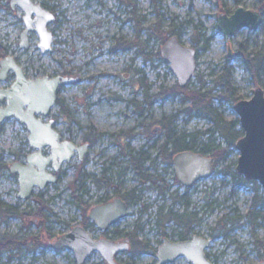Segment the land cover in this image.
<instances>
[{
    "label": "rangeland",
    "instance_id": "374dc122",
    "mask_svg": "<svg viewBox=\"0 0 264 264\" xmlns=\"http://www.w3.org/2000/svg\"><path fill=\"white\" fill-rule=\"evenodd\" d=\"M9 1L0 0V60L6 55L15 57L27 78L61 72L78 77L77 82L61 86L57 94L60 103L52 107L50 116L62 137L78 145L87 140L90 145L82 160L75 156L65 162L54 185L20 200L16 197L19 186L8 167L30 151L28 132L13 118L0 124V164L5 165H0V199L24 215L0 213V235L17 242L11 249L0 248V264H76L70 249L56 250L51 244L82 222L93 200L101 194L90 182L91 174L98 179L101 169L112 166L108 194L138 188L139 179L128 158L138 152L150 159L157 154L156 146L164 137L159 120L170 115L177 116L173 125L178 133H196V146L207 142L221 145L215 155L217 164L209 177L186 189L164 155L157 158L149 173L164 179L169 188L160 194L155 187L142 186L140 201L131 203L128 215L111 227L120 231L115 240L129 238L128 249L117 254L116 259L122 264L157 263L154 249L161 239L167 236L176 241L179 232V227L170 221L160 228L156 216L161 209L196 214L197 223L190 235L211 239L206 252L212 263L263 262L264 246H257L256 241L264 240V219L252 227L244 218L253 199L252 186L230 175L235 171L237 149L230 147L226 151L222 138L205 133L211 124L191 110L181 95H174V84H178L169 64L155 58V54L161 39L173 28L180 31L179 38L188 47L199 49L205 39H210L205 48L198 50L196 73L188 89L198 88L201 81L204 89L211 88L223 68L229 69L233 87L229 99L214 98L212 102L225 120L238 118L233 110L237 100L250 98L256 85L264 90V73L256 77L244 65V54L264 50V0H33L56 13L55 21L49 25L54 34L53 48L46 54L37 51L35 34H29L32 46L28 51L17 45L24 27L23 13L17 7L12 9ZM241 6L261 11V24L257 30L243 28L235 32L226 43L217 30L216 15L230 14ZM14 80L9 73L6 81H0V88H8ZM219 89L215 87V94H222ZM236 128L240 129V125ZM206 156L215 158L213 154ZM221 170L230 173L226 175ZM80 173L84 174L86 192L79 187ZM170 194L178 197L177 201H172ZM78 196L87 204L84 215ZM142 207L145 210L141 212ZM237 216L240 222H232ZM91 234L95 238L103 236L95 229ZM144 244L148 245L146 250ZM84 264L107 263L92 253ZM169 264L187 263L178 258Z\"/></svg>",
    "mask_w": 264,
    "mask_h": 264
},
{
    "label": "water",
    "instance_id": "95a60500",
    "mask_svg": "<svg viewBox=\"0 0 264 264\" xmlns=\"http://www.w3.org/2000/svg\"><path fill=\"white\" fill-rule=\"evenodd\" d=\"M9 3L12 9L17 7L23 13L21 20L24 27L19 33L18 46L27 51L31 47L28 34L34 33L40 53L52 51L53 34L48 28L55 19L53 13L33 0H10ZM216 16L217 30L226 42L243 28L257 30L262 20L257 11L242 6L230 15L220 12ZM227 47L230 52L228 44ZM158 51L160 57L169 64V70L178 86H187L196 73V49L186 46L176 36H170ZM10 72L15 80L8 88H0V124L13 118L24 125L28 132L27 142L31 153L25 162L12 161L9 164V172L17 175V197L27 200L34 187L44 189L57 182V176L47 170L50 163L53 170H58L76 154L82 160L87 153V143L78 145L72 140H61L60 132L54 127L55 120L48 118L57 102L59 88L77 82L78 77L45 75L35 79L27 78L16 59L6 55L0 60V81H6ZM254 89L250 98L237 100L233 106L243 133L235 142L239 155L235 171L244 179L255 181L261 186L264 197V90L258 85ZM45 148H48V154L43 153ZM172 158L175 177L183 187H191L209 177L213 169V159L195 151L183 150ZM127 215L126 203L115 198L110 203L89 210L88 218L99 231H106ZM210 241L209 237L199 235L176 242L165 237L155 253L156 264L173 263L178 258H184L187 264H214L205 253ZM128 247L126 240L110 241L104 237L94 239L80 225L74 226L52 243L53 249H70L76 264H84L92 253H97L107 264H121L114 256L123 253ZM258 264H264V261Z\"/></svg>",
    "mask_w": 264,
    "mask_h": 264
},
{
    "label": "trees",
    "instance_id": "16d2710c",
    "mask_svg": "<svg viewBox=\"0 0 264 264\" xmlns=\"http://www.w3.org/2000/svg\"><path fill=\"white\" fill-rule=\"evenodd\" d=\"M261 1V0H260ZM150 35V34H149ZM170 36H176V38L180 39V31L175 30L174 28L169 32V34L162 38L161 40L164 42L167 40ZM205 43L200 45V48L203 49L206 47V45L210 42V39H205ZM162 42V43H163ZM195 47V46H194ZM199 48V49H200ZM197 50L198 56V48L195 47ZM239 53V52H238ZM155 58H160L159 51L155 54ZM244 65L245 68L251 71L252 75L258 77L261 74L264 73V50H255L252 53L244 54ZM161 59V58H160ZM229 69L223 68L222 73L217 76L214 80L213 86L211 88H203L202 81L201 86H199L196 89H188V85L186 87H179L176 84H174L173 87V93L174 95H181V100L183 102L190 103L191 110H194L198 116L206 117L208 120L210 127L205 130V133L208 134L209 137H213L215 134L222 138L224 145H226V151L233 147L235 148V142L236 140L243 135L242 131L240 129H237L236 127L239 126L238 118L235 117L233 120H225L220 112H217L216 108L214 107V104L212 102V99L216 98L218 100H222L223 97H226L229 99L230 93L232 92V80H230V73ZM215 87H220L219 91H221L222 94L217 95L213 91ZM160 95V94H159ZM158 95V96H159ZM60 101L57 100L56 104H59ZM177 116L176 115H170L169 117H162L160 118L159 122H161L164 133H163V140L161 143H159L157 147V154L151 158V162L154 163L155 160L161 156L164 155V158L167 160L169 165L172 164L173 158L172 156L178 152H182L183 150H188L192 152H198L202 155L210 154L215 157L216 152L218 149H220L221 145L215 144L211 145V142H207L204 144V146L198 147L195 144V139L197 137L196 133L189 134V133H178L173 125V121L175 120ZM225 151V152H226ZM138 155V156H137ZM130 155L129 156V165H131L132 169L136 172V176L139 177L141 180L140 184H145V182H151L153 187H156L157 190H159L160 194H163L164 190H168L166 186H162L161 184H157V182L160 180L163 182L161 178H153V175H149L144 170V163L147 162L149 159L148 155H144L142 152H138V154ZM217 157L213 160V166L215 167L217 164ZM2 165V164H0ZM5 165H2L1 167H4ZM224 174L227 175V173H230L226 170H221ZM105 174H102V177H99L98 180H95L97 185L101 186V181L105 180L107 181L104 176ZM231 177L233 179H237L239 183L243 184H251L253 189V199L250 204V210L245 214L244 218L248 220L249 224L252 225V227H255L259 221L264 219V197L262 194L261 186H259L255 181L252 180H246L242 176L236 173V171L230 173ZM83 176L84 174H79L77 176V180L80 181V188L84 192L86 190L84 189L83 185ZM188 189V187L186 188ZM134 189L132 188L128 193H134ZM261 191V192H260ZM171 194L172 201H177L178 197L173 196ZM134 197V196H132ZM78 198V205L82 207V215L85 214L87 210V204L83 203L81 201V197ZM132 202H134L132 200ZM145 210V208H143ZM0 213L4 214L5 216H24L23 214L20 215L19 211L16 208H12L11 206L4 204L3 201L0 199ZM156 220L160 225V228H164L165 224L170 221L176 224L179 227L178 232V238L184 239L189 234V230L191 229L192 225L197 223L196 214L191 213L187 210H184L181 213H173L172 211H166L162 212L161 209L157 210V216ZM232 222H240V216L235 217L234 219H229ZM84 226L86 227H92L91 224H88V219L84 215V218L82 222ZM226 223V222H225ZM113 235L115 237L120 236V231L114 230ZM128 235V234H125ZM129 236V235H128ZM16 240L13 238H9L7 236L0 235V248L1 249H11L16 246ZM257 246H264V240L256 241ZM148 245L144 244V248L146 250ZM155 251V250H154Z\"/></svg>",
    "mask_w": 264,
    "mask_h": 264
},
{
    "label": "flooded vegetation",
    "instance_id": "af4514ba",
    "mask_svg": "<svg viewBox=\"0 0 264 264\" xmlns=\"http://www.w3.org/2000/svg\"><path fill=\"white\" fill-rule=\"evenodd\" d=\"M41 5H42V7L43 8H45L46 10H48L49 12H52L53 13V15H54V17H55V19H56V13L54 12V10H53V8H50V7H45L42 3H40ZM246 9V8H245ZM247 10H249V9H247ZM234 11V10H233ZM232 11V12H233ZM254 11H257V10H254ZM232 12H230V13H232ZM259 14H261L262 12L261 11H257ZM221 13H224V14H226V15H230V14H228V13H226V12H221ZM261 16H262V14H261ZM55 19H54V21H55ZM262 21V20H261ZM261 24V23H260ZM50 31H51V29L50 28H48ZM248 30V29H247ZM21 32V31H20ZM29 34H34V33H29ZM28 34V35H29ZM51 34H53V32L51 31ZM36 35V34H35ZM20 36V35H19ZM29 40H30V35H29ZM19 41V40H18ZM53 42H54V34H53V41H52V48H53ZM226 42V41H225ZM228 42V41H227ZM226 42V43H227ZM18 45V44H17ZM31 45V44H30ZM36 45V44H35ZM32 46V45H31ZM37 46V45H36ZM194 49H195V47L194 46H192ZM36 49H37V47H36ZM28 51V50H27ZM37 51H39V49H37ZM197 51V50H196ZM40 52V51H39ZM41 54V53H40ZM15 58V57H14ZM16 59V58H15ZM17 61V60H16ZM18 62V61H17ZM55 75H64V76H69V77H71L70 76V74L69 73H67V72H61V74H55ZM8 76V75H7ZM50 76H54V75H50ZM32 79H35V78H32ZM78 80H79V78H78ZM58 92H59V90H58ZM58 92H57V94H58ZM3 105V104H2ZM48 118H50V119H53V117H51V116H49ZM54 120V119H53ZM54 127H55V124H54ZM56 128V127H55ZM61 134V133H60ZM61 137H62V135H61ZM64 139H68V138H65V137H62L61 138V140H64ZM68 140H70V139H68ZM26 141H27V138H26ZM87 143V147H86V151L88 152V147H89V145H90V143H89V141H85V143H83V144H86ZM28 146H29V143H28ZM29 152H27L26 153V155H24V157L22 158V155H21V157L18 159V160H13V161H18V162H20V163H23V162H25V160H26V157H27V155H29L30 153H31V149L29 148ZM43 153L44 154H48V148H45V149H43ZM87 154V153H86ZM75 156H77V154L75 155ZM149 157V156H148ZM77 158H78V156H77ZM150 159V158H149ZM79 160V159H78ZM155 163V162H154ZM154 163H152L151 162V159L150 160H148L147 162H145V164H146V166H144L145 168H144V170H145V172L147 173V174H149V175H151L152 173H149L152 169V167H153V165H154ZM148 165V166H147ZM111 167L112 166H108V167H106V168H103V169H101V173H100V177H102V174H105L104 176L105 177H103V178H106L107 179V181L105 182V180H102L101 181V186H99V185H97V183L95 182V180H98V179H96L95 178V176L93 175V174H91V176H90V182L92 183V185L94 186V188L96 189V191H98V190H100L101 191V194L99 195V197L98 198H95V200H93V207L91 208V209H93V208H95V207H98L99 205H103V204H106V203H110V201H113L115 198H119V199H121L124 203H126V206H127V213H128V209H129V207H130V205H131V203H133L132 202V200L133 201H137V202H139L140 200V198H141V188H142V186L144 187V189H148V188H152L153 187V185H152V183L151 182H145V184H140V182H141V180L139 179V177H138V181H139V187L137 188V187H135V188H133L134 189V193H131V194H128V193H130L129 191H126V192H118V191H115V190H112V192H109V194H108V191L110 190V188H111V176L109 175V173L111 172L110 170H111ZM61 168L62 167H60L58 170H53V165H52V163H50L49 165H48V167H47V170L49 171V172H51L52 174H54V175H56L57 176V181L59 180V178H60V172H61ZM10 173V172H9ZM119 173H121L120 171H119ZM136 173V172H135ZM10 175H13L15 178H16V181H17V175H15V174H13V173H10ZM153 175V178H157V175H155V174H152ZM163 180V182L161 183V185L164 187V186H166L167 188H169V185L168 184H166V182L164 181V179H162ZM49 186H52V185H47L44 189H39L38 187H34V189H33V191H32V193H31V197L33 196V194H34V192H38V193H43L44 191H45V189L47 188V187H49ZM156 188V187H155ZM19 189V188H18ZM132 189V188H131ZM157 189V188H156ZM164 191H167V190H164ZM18 192V191H17ZM171 195V194H170ZM132 196H134V197H132ZM16 197H17V193H16ZM30 197V198H31ZM21 200V199H20ZM145 206V205H144ZM146 207V206H145ZM145 207H142V210H141V212L142 211H144V209L143 208H145ZM90 209V210H91ZM89 213V212H88ZM88 213L86 214L87 216V219H88V224H91V226L92 227H86V226H84L83 225V223H81V222H79L78 224H76V225H80V226H83L84 228H85V230L92 236V234H91V230L93 231L94 229L96 230V231H98L101 235H103V236H100V237H104V238H106V239H108V240H113V241H118V240H115V236L113 235V230L111 229V227H113L114 225H112L110 228H108L106 231H102V230H98V228L94 225V223L88 218ZM118 223V222H117ZM75 225V226H76ZM193 226V225H192ZM93 228V229H92ZM192 228V227H191ZM72 229V228H71ZM109 230H111L110 232H108ZM190 233H192L191 232V229L189 230V234L187 235V237L186 238H184V239H177L176 241H185V240H187V239H189V238H191L192 236H194V235H196V234H193V235H190ZM109 234H110V236H109ZM198 235V234H197ZM199 236H201V235H199ZM94 239H99V238H95L94 236H92ZM166 238H168L167 236H165ZM165 237H163L162 239H161V241H160V245H161V242H162V240L165 238ZM202 237H204V236H202ZM206 238V237H205ZM169 239V238H168ZM122 240H126L127 241V243L129 242V238H123ZM122 240H120V241H122ZM170 241H174V240H171V239H169ZM175 241V242H176ZM159 245V246H160ZM51 246H52V244H51ZM159 246H157L154 250H155V253H156V251H157V248L159 247ZM206 253V255H207V258L208 259H210V256H208V253L207 252H205ZM155 255V254H154ZM116 261H118L117 259H116Z\"/></svg>",
    "mask_w": 264,
    "mask_h": 264
}]
</instances>
